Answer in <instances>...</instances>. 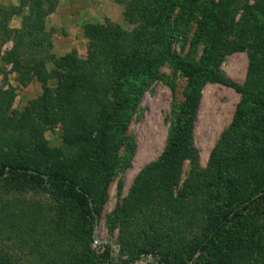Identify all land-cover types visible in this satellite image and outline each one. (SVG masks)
<instances>
[{
  "label": "trees",
  "instance_id": "16d2710c",
  "mask_svg": "<svg viewBox=\"0 0 264 264\" xmlns=\"http://www.w3.org/2000/svg\"><path fill=\"white\" fill-rule=\"evenodd\" d=\"M116 2L136 27L128 31L108 22L99 30L86 24L87 62L76 50L60 58L50 53L46 18L56 11L58 0L0 4V53L7 41H14L2 59L22 75L33 72L43 89L41 109L11 115L15 88L0 86V241L7 246L0 251V264H99L90 253L113 161L127 141L125 132L145 90L165 62L187 76L185 100L172 108L163 152L139 171L128 196L114 210L111 221L121 227L122 254L115 261L108 244L104 259L108 264H135L137 256L148 253L140 245L146 240L169 245V251L153 253L160 264H264V143L253 115L256 111L264 118V0ZM194 12L201 19L193 50L203 45L197 61L171 49L175 34L184 30ZM14 15L22 16L21 30L9 25ZM247 48L249 69L239 84L220 72L219 65L226 54ZM50 61L55 65L51 70ZM55 77L60 84L52 102L47 82ZM207 81L230 86L242 97L205 171L193 137ZM52 103L55 112L48 109ZM76 118L79 124L63 138V145L49 148L44 127ZM82 123L96 126L98 133H83ZM128 144L133 150L134 144ZM85 147L101 177L97 194L83 174L74 177L65 170ZM186 159L192 162L190 174L176 191ZM258 159L262 170L254 167ZM225 180L229 196L214 209L217 186Z\"/></svg>",
  "mask_w": 264,
  "mask_h": 264
},
{
  "label": "rangeland",
  "instance_id": "374dc122",
  "mask_svg": "<svg viewBox=\"0 0 264 264\" xmlns=\"http://www.w3.org/2000/svg\"><path fill=\"white\" fill-rule=\"evenodd\" d=\"M20 1L0 0V4L18 5ZM56 11L55 16H51L53 12L46 18V29L52 34L53 48H51L50 53L55 58L64 57L76 50L79 58L85 62L88 61L89 38L84 31L86 24H95L99 30L106 29L108 22L119 24L128 31H134L136 27V24H131L125 19L124 6L117 3L116 0H58ZM200 19L201 15L194 12V16L184 27V30L175 34L171 44V49L174 52L195 61L199 60L203 53L202 44L198 45L196 50H193L192 46V40ZM16 22L19 23V27L14 26ZM9 25L11 28L21 30L22 16L14 15ZM13 45L12 39L7 41L0 53V86L4 90L9 89L10 86L15 88L9 109L11 115L14 111H24L27 108L39 110L43 107L41 80L31 71L27 75L14 71L12 63H7L2 59V56ZM249 63V49L237 50L225 55L219 65V70L227 78L243 84L247 78ZM54 66L53 61L47 64L49 70ZM187 83V76L175 69L170 62H165L157 69L156 78L145 90L136 111L133 113L125 132L127 141L120 147L113 161L107 192L101 203V213L94 230L92 252L90 253L94 263L108 264L107 260L104 259L108 244H111V254L115 261L122 254L119 242L121 227L118 224L114 225L111 221L114 210L128 196L139 171L151 161L156 160L163 152L167 142L172 108L175 103H181L185 100ZM59 84V78L56 77L50 78L47 82L48 95L52 102L56 98ZM241 97V93L234 88L215 81H207L202 89V98L195 121L193 146L198 151L199 165L205 171L209 169V160L213 148L222 132L231 125L234 119ZM48 109L55 112L57 107L52 103ZM254 112L253 115L259 119L257 133L264 143V118H260L259 112L256 114ZM78 122L76 118L74 122L69 121L64 124L63 121H57L53 125L45 126L43 138L48 147L59 149L63 145V138L73 132L72 129H76ZM101 124L102 122H98V125ZM82 132L96 135L98 129L96 126L83 125L82 123ZM130 141L134 144L133 150L128 144ZM92 161L91 151L86 147L81 148L75 154V158L65 164V170L74 177L83 174L87 185L97 194L101 177L97 173V168L91 165ZM191 165V160L186 159L176 191L183 188L189 177ZM254 167L263 169L261 159L256 160ZM216 190L217 197L211 203L214 209L221 207L229 196L226 180L218 184ZM43 198L45 197L43 196ZM238 227L229 228L227 234L237 230ZM140 245L143 249L148 248L149 250L148 253L137 256L135 264H160L154 261L153 253L169 251V245L164 242L158 246L143 240ZM5 248L7 246L0 241V251ZM124 255L126 257V254ZM113 263L111 262V264ZM205 263L216 264L212 260H207ZM190 264H193L192 261Z\"/></svg>",
  "mask_w": 264,
  "mask_h": 264
},
{
  "label": "crops",
  "instance_id": "0c3cea01",
  "mask_svg": "<svg viewBox=\"0 0 264 264\" xmlns=\"http://www.w3.org/2000/svg\"><path fill=\"white\" fill-rule=\"evenodd\" d=\"M55 14H57V11L54 12L51 16H53V15L55 16ZM51 16H50V17H51ZM16 21H17V20H16ZM12 26H13V24H12ZM14 26H15V27H19L20 25H19L18 22H16V23L14 24Z\"/></svg>",
  "mask_w": 264,
  "mask_h": 264
}]
</instances>
